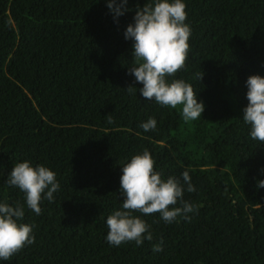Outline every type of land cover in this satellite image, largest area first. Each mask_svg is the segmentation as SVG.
Returning a JSON list of instances; mask_svg holds the SVG:
<instances>
[{
	"label": "trees",
	"instance_id": "1",
	"mask_svg": "<svg viewBox=\"0 0 264 264\" xmlns=\"http://www.w3.org/2000/svg\"><path fill=\"white\" fill-rule=\"evenodd\" d=\"M145 2L128 0L114 19L106 0H0V203L24 205L21 222L35 235L0 264H264V142L242 117L247 78L264 76V0H184L190 50L168 80L203 101L194 121L181 106L146 100L129 73L134 42L124 33ZM149 118L156 129L145 132ZM144 151L200 207L173 223L133 213L153 239L113 246L106 219L122 207V166ZM23 161L48 167L60 185L39 215L7 183Z\"/></svg>",
	"mask_w": 264,
	"mask_h": 264
},
{
	"label": "clouds",
	"instance_id": "2",
	"mask_svg": "<svg viewBox=\"0 0 264 264\" xmlns=\"http://www.w3.org/2000/svg\"><path fill=\"white\" fill-rule=\"evenodd\" d=\"M106 3L114 19L129 10L128 0H106ZM186 19L184 0H146L142 7H137L134 23L127 26L124 36L134 42L131 54L135 66L128 70L136 82L143 85L139 89L141 95L162 106L173 109L181 106L183 119L194 121L205 110L203 101L197 99L191 84L181 79L168 80V77L186 68L191 36V28L185 23ZM202 77L203 73L197 75L200 81ZM246 85L248 104L243 109L242 117L250 125L251 138L264 142V76L250 75ZM136 89L132 85L127 88L130 94H134ZM108 123H113L111 116L108 117ZM156 125L157 121L149 118L141 127L148 132L155 130ZM182 177L187 191L195 192L189 172L184 171ZM7 183L25 194L27 208L37 215L42 211V200L53 202V193L60 187L54 171L43 165L34 167L28 161L13 166ZM260 187H264V180H258L257 188ZM184 190L178 178L164 179L155 170V160L148 151L132 156L122 166V207L114 210L106 219L108 243L120 246L135 242L139 246L145 238L149 241L153 239L150 225L133 213H159L167 223L176 222L180 217L190 219L188 214L197 211L200 205L183 200ZM178 202L180 206H177ZM24 216V205L0 203V260L10 261L26 246L35 243L34 225L22 223ZM162 243L153 245V252L162 251Z\"/></svg>",
	"mask_w": 264,
	"mask_h": 264
}]
</instances>
